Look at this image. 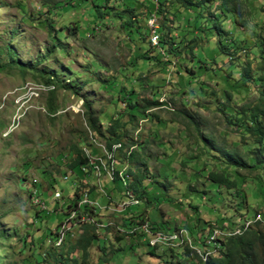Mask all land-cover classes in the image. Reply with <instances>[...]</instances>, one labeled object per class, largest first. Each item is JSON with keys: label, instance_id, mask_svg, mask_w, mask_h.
<instances>
[{"label": "rangeland", "instance_id": "rangeland-1", "mask_svg": "<svg viewBox=\"0 0 264 264\" xmlns=\"http://www.w3.org/2000/svg\"><path fill=\"white\" fill-rule=\"evenodd\" d=\"M130 1L137 6V20L141 27L147 28L149 15L162 23L163 16L149 14L150 5L147 0H119L115 10H123L125 3ZM94 2L0 0V231L4 232V237H0V264H37V253H45L49 258L48 249L55 251L54 248H66L65 245H55L53 241L50 243L49 233L51 230L56 232L57 224L60 226L68 216L66 206L67 202L75 199V183L89 179L83 176L82 170L64 177L69 172L68 162L74 157L72 145H77L83 153H90L92 159L104 160L102 155L106 154V137L88 128L87 107L94 116L99 117V123L105 129L109 125L107 117H111L114 111L113 95L116 96L117 88L122 83L128 89L135 88L141 107L146 101L155 99V89H160L159 95L156 93L158 101L165 102L157 107L149 106L148 113H152L154 119H147L145 111L138 110L134 116L137 117L135 121L129 119L125 104L121 102L118 105V111L123 113L125 122L121 139L125 144L129 141L137 143L132 152L134 157L131 164L133 169L140 167L143 171L146 168L145 175L141 176L142 191L146 198L152 197L153 201L148 206L144 200L140 204L128 202L127 208L136 210V214L144 210L149 222H163L169 228L184 226L191 233H195L194 228L198 232L199 226L195 221L200 220L204 236L211 231L213 242L237 233L240 230L237 226L240 224L239 217L259 213L264 218V188L253 177L257 175L255 170L244 167L228 170L239 192L247 194L248 207L242 216L237 212H244V208L239 206L238 211H235L227 207L224 201L227 192L223 188L220 191L215 183L206 178L210 172H220L218 152L223 149H235L246 163L251 161L245 155V148L241 147L244 135L239 133L237 125L230 124L225 114L211 106L213 99L219 103L226 102L219 93L221 88L228 89V86L222 80L226 73L222 71L224 67L217 63L218 56L214 58L216 61H207L205 55L207 51L215 55L216 49L224 44L223 38L228 40L226 36L229 35L223 32L209 34L210 41H199L200 46L194 51L192 59V55L185 52L181 53V57L172 56L173 66H164L155 60L139 65L134 63V58L140 54H160L161 61L167 58L157 47L159 37L150 39L149 44L140 38V35H147L145 28L136 31L135 26H121L126 21L125 16L115 21L108 20V17H97L92 6ZM216 4L218 2L212 4V9ZM257 4L259 6H253L255 10L251 6H244L240 10L247 28L254 35V43L245 52H256L251 58L240 59V63L244 68L248 66L250 73L256 75L262 73V69L264 74V0H258ZM45 6L52 11V29L45 25L46 22H42L49 16ZM171 9L164 12L169 19L166 22L169 27L172 25L170 20L175 8ZM205 13H200L203 14L202 20L209 18ZM143 14L147 16L141 18ZM191 19L187 15L178 24L186 38L196 36L191 31ZM232 20L227 17L224 27L228 28ZM232 31L235 34V28ZM156 35L159 36L158 33ZM216 39L221 42L216 44ZM233 45L234 49H238L235 43ZM233 55L236 59L235 52ZM237 56L245 57L241 52ZM228 59L224 57L222 63ZM22 63L26 65V72H21L24 70ZM32 67L45 69L49 76L54 75V83L50 84L51 91L43 84L39 74L34 75L30 71ZM185 70H188L187 74ZM159 73L162 75L161 80ZM139 76L150 82L144 81L143 87L139 86V80H135ZM171 79L173 82L168 85ZM158 82L163 83L162 89L151 86ZM243 88H230L232 96L228 105L233 104L242 109L244 103L256 101L260 91L264 93V85L248 84ZM212 90L215 92L213 95L210 94ZM254 103L260 106L264 122V100ZM51 106L54 108L52 111L49 110ZM93 150L96 153L92 154ZM114 157L115 165H121V171H118L122 173L127 164H118L117 161L124 160V152L120 151ZM234 169H237L240 176L233 173ZM49 182H53L54 187H50ZM87 182L99 192L111 190L115 198L110 205L100 197L93 200V204L101 209L108 206L104 212L106 222L97 225H107L108 231H113V234L106 236V230L98 228L96 232L99 238L111 242L112 236L124 234L123 242L111 246L115 251L113 257L111 252L104 256L97 244H92L88 250V263L96 264L98 258L109 257L102 264H168L170 259L167 255H161L158 260L148 255L146 245L131 248L133 244L124 233L129 227L118 224L120 233L115 232L118 230L115 224L120 223L121 219L118 212L125 203L119 205L118 202L121 197L119 184H112L102 178L98 185L95 177ZM53 189L61 192L63 203L52 200L50 192ZM35 190L37 196L46 201V209L33 204L36 200H32L31 194L36 193ZM92 195L96 196V192H92ZM49 202L51 204L48 205ZM78 217L83 221L88 218L87 214ZM261 217L247 218L246 225L261 221ZM81 223L69 221L64 224L74 242L84 231ZM261 224H264V220ZM219 227L225 228L228 234ZM158 237L162 238L163 235L159 234ZM180 237L183 238L182 232H173L168 234L166 242H173ZM187 240L190 243L188 233ZM162 246L156 249L158 253L166 249ZM209 248L213 249V245L209 244ZM75 256L79 257L80 252L77 251ZM184 259L179 258V261L182 264L191 262L189 258Z\"/></svg>", "mask_w": 264, "mask_h": 264}, {"label": "trees", "instance_id": "trees-1", "mask_svg": "<svg viewBox=\"0 0 264 264\" xmlns=\"http://www.w3.org/2000/svg\"><path fill=\"white\" fill-rule=\"evenodd\" d=\"M93 3V7L95 8L96 16L99 18H106L111 21H115L116 19L122 20V18L125 16L126 21L121 23V26H135L136 31L141 30L143 27L140 26L139 20V13H137V6L133 3H125L126 7H124L123 10L117 11L115 10L117 7V2L119 0H102L100 2H97V0H91ZM150 7H149V14H156L158 16H163L162 23L158 22V28L156 32L159 34V42H158V49L161 50L167 58L163 61H161V55L157 54L154 56V54L151 56L148 55V53L136 56L134 58V63L146 64L152 63V60H155L157 63L164 65V66H173V57L174 55L181 57V53L185 52L186 54H191V59L193 57V53L196 50V48H199L201 40H207L210 41L209 34H213V32H223L227 33L229 36H226L228 40L224 37V44L220 45L216 49V54L211 55L206 53L205 57L207 61H216L214 58L215 56H218L219 64H221V67L223 66L224 69L222 70L223 73L226 74L222 76V80L227 84L228 89L221 88L220 95L222 96L223 100L226 102H220L213 99L211 101V106H214V109L220 110L223 114L226 115L228 122L230 124H236L239 133L241 135H244L243 143L241 144V147L245 148L246 152L245 155L249 157L251 160L250 163H246L245 159H242L241 154H239V151L235 149H223L222 151H219V163L218 166L220 168V172H210L206 178L210 180L211 182L215 183L219 190L221 191L222 188L227 192V196L224 197V201L226 202L225 205L227 207H232L235 211H238L239 206H242L244 208V212L238 211L237 213L242 216L247 211V201H246V192H239V189L236 185V182L234 179L229 176V169L235 168V167H244V168H250L257 172V175L253 176L260 184L261 187L264 188V122L261 119V110L259 105H255L254 102L258 101L261 102L264 100V93L263 91H260L258 97L256 98V101L246 102L242 106V109L236 108L233 104L228 105V101L231 99V90L232 87H241L247 86L248 84H259L264 85V74L263 69L260 70L262 73L251 74L249 67H242L240 63L244 59L251 58L255 53H248L245 52V49H247L251 44L254 43V35L253 32L250 31L247 28L246 21L243 18V14L240 13L241 8L244 6H251L252 9H254L253 6H259L257 4L258 0H147ZM129 2V1H128ZM215 2H218V4L215 5V8L212 9V4H215ZM229 3H231V7L229 6ZM124 4V3H123ZM138 4V3H137ZM142 4V3H141ZM261 7V6H260ZM175 8L174 12H172V19L171 27L168 26V23H166L169 19L165 17L166 13L169 9ZM109 9L111 11H109ZM46 12L49 14V16L45 19H43V23L45 25L47 24L48 27L51 29L53 28V25L51 24V10L49 8H46ZM172 10V9H171ZM255 10V9H254ZM166 11V13H164ZM206 11L207 13H205ZM208 16L209 18L206 19V17L202 20L203 14ZM191 16L192 19L190 22L192 23L191 31L193 33L192 38H186L185 35L180 32L178 24H180L183 20V17L185 16ZM147 15H142L141 18L145 17ZM153 17V15H149L148 19ZM227 17H231L233 20L230 23V26L228 28H225L226 25L225 19ZM157 20V18H156ZM145 21L147 22V18H145ZM112 23V22H111ZM174 23H177L174 24ZM44 25V24H43ZM236 25H239L238 28H236ZM212 26V27H211ZM245 29H243V27ZM145 28V27H144ZM143 28V29H144ZM148 28V27H147ZM145 28L144 31L147 33V35H140V38L145 41L147 40L149 44H151V32L150 29ZM235 28V34L233 33L232 29ZM175 30H177L176 33H173ZM242 30V31H241ZM55 32V30H54ZM241 33V36L240 34ZM231 39V40H230ZM217 40V39H216ZM221 40H217L215 43H220ZM180 45H179V44ZM235 43L237 45L238 49H234ZM261 44L260 42H256ZM182 49H180V47ZM163 49V50H162ZM207 50V49H206ZM211 50V49H210ZM146 51V50H145ZM223 51V53H221ZM236 54V59L233 53ZM243 53L245 57L238 58L237 53ZM222 54V55H218ZM251 54V55H250ZM224 57L229 58L226 63H222V60ZM131 59V58H130ZM142 60L141 63L139 60ZM144 61V62H143ZM11 62H14L13 59H11ZM43 62V61H42ZM21 64V63H19ZM138 65V66H139ZM22 66L24 70L21 72H26V65L22 63ZM29 68V67H27ZM165 68V67H164ZM125 69V68H124ZM30 71L33 72L34 75L39 74L42 77L43 84L46 85L51 91L50 84H53V77L49 76L45 69L40 70L36 67L30 68ZM166 72V71H165ZM185 74L188 73V70L184 71ZM223 75V74H222ZM159 79L161 80V73H159ZM135 80H139V86L143 87V82H150L147 79L141 78L140 76L138 78H135ZM173 82V79L169 80L168 85H171ZM115 84V83H114ZM44 85V86H45ZM151 86L156 88H163V83L158 82V84H151ZM114 89H116V86H114ZM244 89V88H243ZM246 90V89H245ZM160 89H155L154 98L151 101H146L144 105L139 104V101L137 99L138 93L135 91V88L128 89V86L125 83H122L117 88L116 96L113 95V103H114V111L110 115L111 117H107L109 120V125L103 128V126L100 125V119L99 117L94 116V113L90 111V109L87 107V113H86V119L88 122V128H91L95 132H99L101 135H103L107 144L105 145L107 151L106 154L102 155L104 157V161L107 163V168H102L103 166V160H101V172H109V153L110 155L120 153V151L124 152V160L117 161L118 164H127V167L122 171V173H119L121 171L120 166L115 165L114 160L112 161L110 165V173L111 177L113 179H109V182L117 183L119 184L120 188V196L129 198V195L127 194V191L131 194L135 195L138 198L146 197L144 192L142 191V175H145V169L141 171V168H135L133 169V166L131 164V161L133 159V153H131L132 149L134 148L133 145H129L128 147H124L122 145V142L120 141L122 138V129L125 128V122L123 121V113L121 111H118V105L122 102L125 104V108H127V114L130 116L129 119H132L133 121L136 120L137 117H134L136 114V111L143 110L145 111L146 118L154 119V115L151 113H148L149 106H159L165 104L164 101H158V95H159ZM126 93V94H125ZM131 93L134 95L132 98ZM135 93V94H134ZM158 93V95L156 94ZM215 92L214 90L211 91V95H213ZM205 94V92L203 93ZM128 95L127 98L124 96ZM219 95V97H220ZM138 105L141 107H138ZM86 106H88V103L86 102ZM90 106V105H89ZM49 110L52 111L54 108L51 106L49 107ZM147 111V112H146ZM104 131L109 133L104 134ZM105 132V133H106ZM252 137L248 139V137ZM125 145V144H124ZM218 148L217 150H219ZM74 150L72 153H74V157H72L68 162V167L70 169V172H66V176L69 175V173L77 172L82 170V168H85V172L83 173V176L87 177L86 174H89L92 172L93 167L96 165L100 166V159H92L90 158V153L82 152V150L77 145H72V149ZM99 152V151H98ZM109 152V153H108ZM133 152V151H132ZM96 153V151H92V154ZM131 153V154H130ZM130 155V156H129ZM128 157L130 160V165L128 161ZM108 158V159H107ZM118 158V157H117ZM103 162V163H102ZM105 163V164H106ZM141 164V163H140ZM144 164V163H143ZM84 170V169H83ZM119 170V171H118ZM233 173L237 176H240L237 169L233 170ZM105 177V175H103ZM89 179H91V176H89ZM89 179H87L89 181ZM108 180V179H107ZM83 180H80L78 183H75L74 186V201L73 202H67L66 211L70 210L72 207V210H75L77 208V200L83 198V192L81 191V188H86V195L89 199L94 200L97 197H100L101 200H104L107 205H110V203L113 202V195L111 194V190L103 192H99V190H95L93 186L89 185L90 183L87 182V184L82 183ZM127 181L129 182L127 187ZM152 181V180H151ZM50 187H54L53 182H49ZM95 185V184H92ZM111 187V186H110ZM54 189L51 191L53 192ZM96 192V196L92 195V192ZM36 193H32L31 197L32 200L35 199L36 202L33 204L37 207V199L35 197L37 196ZM133 192V193H132ZM100 194V196H99ZM148 199H145L146 204H150L153 202L152 197H147ZM63 203V202H62ZM104 203V204H105ZM93 204V202H92ZM108 209V206H105L104 209L99 208L97 205H89L86 203L83 205V211L88 213L90 217L93 218L94 222H82L77 221V223H81V227L84 228L83 233L77 237V239L74 241L70 232H68V229L64 227V224H67V217L61 222L62 224L58 226L57 224V230H51L50 231V243L60 237H62V243L61 245H65L66 248L57 249L54 248L55 251L52 249H48L49 258L45 253H37L35 256V262L37 264H89V248L92 244L96 243L99 250L103 251L104 256H107V253L111 252V257L115 255V251L111 249V246L117 243H120V241L123 242L124 234L122 235H114L112 236L111 242H107L108 239H100L98 232V228L106 230L108 236L109 234H113V231H108V226H99L97 223L106 222L104 220V212ZM129 209V210H128ZM131 208H126L124 210L119 211L118 215L121 218L120 223H117L115 225L118 226V230L115 232H119V225L121 224L124 227H129L128 230H126L124 233L127 235L128 240L131 244H133V247H139L146 245L148 247L147 254L150 256H154L157 258V260L161 257V255H167L170 260H168L169 263H178L182 264L181 261H179V258H185L184 261L189 258L191 262L189 264H264V224H261V221L264 220V218L261 217V214L255 213L253 216H243L239 217V223L237 224L240 227V230H238L237 233H232L228 235L227 237L220 239L218 238L215 242H213V239H210V244L213 245V249L209 248V245L207 247V251L210 254H207V257L204 259V256H202L201 253L197 252L194 247H197L202 250L203 254H206L205 246H207L206 241L207 238L204 236V230L200 226L199 221H195L198 223L199 230L195 233L189 232L188 237L190 238V244L184 242L183 238H176L173 242H163V243H156V244H150V239L155 236V232H150L151 234L147 233L144 228L138 227V224L136 222V217H144L143 214L138 211L140 214H136V212H133L130 215L129 214ZM129 211V212H128ZM38 210L36 211V213ZM39 213V212H38ZM37 213V214H38ZM81 212H78L77 216H80ZM121 214V215H120ZM260 215L261 221H256L252 223L251 225L246 226V222L244 221L246 218H255L257 215ZM76 217V216H75ZM198 220V219H196ZM197 223L195 224L197 226ZM194 226V225H193ZM163 227V228H161ZM195 227V226H194ZM61 228V229H60ZM222 228V232H227L225 228ZM152 229L154 231H161L164 233L172 234L173 232H176L177 234H180L179 229H185L184 226H175L172 228L167 227L163 222L154 221L152 222ZM163 229V230H162ZM242 230V231H241ZM215 231V230H214ZM111 232V233H110ZM4 232L0 231V237H4ZM53 234V235H52ZM160 233L156 234V236H159ZM211 234L208 232L207 236ZM228 234V233H226ZM44 240V237H42ZM110 239V238H109ZM188 241V240H187ZM178 242V244H177ZM162 246L163 248H166L163 250L162 253H158L156 249H158V246ZM173 245H178L177 247H174ZM171 246V247H170ZM119 248V247H118ZM79 251L80 256H75V253ZM168 251V252H166ZM215 251V253L212 254V252ZM107 257H100L98 258V261L96 264H102L106 262ZM175 258H177V261H175ZM197 259V262L196 260ZM109 260V257L107 258ZM95 264V263H94Z\"/></svg>", "mask_w": 264, "mask_h": 264}, {"label": "built area", "instance_id": "built-area-1", "mask_svg": "<svg viewBox=\"0 0 264 264\" xmlns=\"http://www.w3.org/2000/svg\"><path fill=\"white\" fill-rule=\"evenodd\" d=\"M147 24H148L147 27L151 31V35H152L151 39L155 40V38L157 37L156 30H157V28L159 26L156 18L154 16L149 18ZM115 159L116 158H109V172H101V159H100V162H99L100 163V170H92L91 173L86 174V175L88 177L91 176L92 178L95 177L96 179H98V175H105V179H108V180L111 179L110 165H111L112 161L115 160ZM68 170L70 172V169H68ZM82 171L84 173L85 172V168H82ZM85 173H87V172H85ZM67 176H64V177L66 178ZM82 183L87 184V178L84 181H82ZM81 191L83 192V198L82 199H78V205H77V208L75 210H68L67 221H69L70 219H73L74 216H77L78 212H81L80 215L88 214V213H83V205H85L88 202V200H90V199L86 195V191H87L86 188H81ZM50 195L52 197V200H57V201L60 200V201L63 202L61 192L58 189H54L53 192H50ZM35 198L37 199V207L38 208H40V209H46L47 208L45 200H43L40 197H35ZM257 216H259V214ZM144 230L147 233L151 234L149 232V230H147V228H144ZM180 231L182 232L183 243L186 242V243L190 244L187 241V231H182V230H180ZM55 241H56V238H55ZM207 247L208 246H206V249H207Z\"/></svg>", "mask_w": 264, "mask_h": 264}, {"label": "bare ground", "instance_id": "bare-ground-1", "mask_svg": "<svg viewBox=\"0 0 264 264\" xmlns=\"http://www.w3.org/2000/svg\"><path fill=\"white\" fill-rule=\"evenodd\" d=\"M105 149H106V147H105ZM106 151H107V149H106ZM109 153V152H108ZM111 153H109V158H111V156L112 155H110ZM108 159V158H107ZM104 161V160H103ZM103 163V162H102ZM106 162L104 161V163H103V166H102V168H105V169H108L107 167V163L105 164ZM114 163H115V161H114ZM95 168L97 169H100V166L99 165H96L95 166ZM120 173V172H119ZM113 177L114 176H112L111 177V179H113ZM102 178H105L103 175H98V185H99V180H101ZM127 194L129 195V198H125L124 196L123 197H121L119 200H118V202H119V205L120 204H123L124 202V204H123V206L120 208V210H122V209H124V207H125V209L127 208V204H128V202L130 203V204H132V203H134V202H137V204L139 203V199L135 196V195H133V194H131L130 192H128L127 191ZM92 202H94L93 200H88V204L89 205H91L92 204ZM77 203H78V200H77ZM132 206V205H131ZM73 208V207H72ZM72 208L70 209V210H72ZM87 216H88V218L85 220V221H83V220H81L78 216H74L73 217V219H70V221H72V222H74L75 224H77V221H83V222H86V221H88V222H94V220H93V218L92 217H90L89 216V214H87ZM247 219V218H246ZM244 220L245 222L247 221V220ZM250 225V224H249ZM99 226H105V225H99ZM246 226H248V225H246ZM142 228H147V230H149V232H155V236L154 237H152L151 239H150V244H156V243H163L164 241L166 242L167 240H168V233L166 234V233H164V234H162L163 232H161V231H159V233L161 234V235H163V237L162 238H159L158 236H156V232L157 231H154L148 224H144V225H142L141 226ZM180 230H185V229H179L178 231H180ZM181 232V231H180ZM176 233V232H175ZM210 239H212V237H211V234L209 235V237H208V239H207V241H206V243L209 245L210 244ZM52 243H54L55 245H59V244H61L62 243V237H60L59 239H57L56 241L55 240H53V242ZM195 249H196V251L197 252H199V253H201L202 254V256H204V259L207 257V254H210L208 251H207V249H206V246H205V251H206V254H203L202 253V250L201 249H199V248H197V247H194Z\"/></svg>", "mask_w": 264, "mask_h": 264}, {"label": "clouds", "instance_id": "clouds-1", "mask_svg": "<svg viewBox=\"0 0 264 264\" xmlns=\"http://www.w3.org/2000/svg\"><path fill=\"white\" fill-rule=\"evenodd\" d=\"M121 142H122V145L124 146V147H128L129 145H133L134 146V148H136L137 147V143H134L133 141H129V143L128 144H125V141L123 140V139H121L120 140ZM132 142V143H131ZM125 144V145H124ZM133 148V149H134ZM133 149H132V151H133ZM132 151H131V153H132ZM130 153V154H131ZM118 155H119V153H118ZM130 156V155H129ZM128 161H129V165H130V160H129V157H128ZM85 177V176H84ZM86 178V177H85ZM129 183V182H128ZM128 183L126 184V187H127V185H128ZM128 188V187H127ZM133 193V192H132ZM121 198V197H120ZM138 198V197H137ZM140 201H139V203L138 204H140L141 203V200H144L145 201V199H147L146 197H143V198H138ZM46 202V201H45ZM134 206H137V204H135ZM146 206H148V204H146ZM129 212V211H128ZM130 212H131V214L133 213V212H136V210H130ZM140 212L142 213V214H144L143 216L144 217H140V216H137L135 219H136V222H137V224H138V227H141L142 225H144V224H148L151 228H152V222H149L148 221V217L146 216V214H145V211L143 210H140ZM250 218V217H249ZM237 226H239V225H237ZM186 230H187V228H186ZM242 231V230H241ZM187 233H188V235H189V232H188V230H187ZM208 237L209 236H206V238L208 239Z\"/></svg>", "mask_w": 264, "mask_h": 264}, {"label": "crops", "instance_id": "crops-1", "mask_svg": "<svg viewBox=\"0 0 264 264\" xmlns=\"http://www.w3.org/2000/svg\"><path fill=\"white\" fill-rule=\"evenodd\" d=\"M44 199V198H43ZM101 199V198H100ZM51 204V202L48 203V205Z\"/></svg>", "mask_w": 264, "mask_h": 264}]
</instances>
